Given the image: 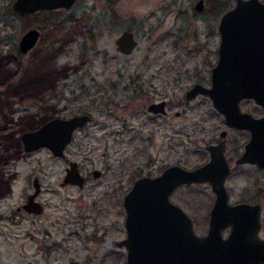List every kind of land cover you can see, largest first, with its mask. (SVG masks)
I'll return each mask as SVG.
<instances>
[{
	"label": "rangeland",
	"instance_id": "obj_1",
	"mask_svg": "<svg viewBox=\"0 0 264 264\" xmlns=\"http://www.w3.org/2000/svg\"><path fill=\"white\" fill-rule=\"evenodd\" d=\"M0 0V264H123V197L135 179L169 165L193 169L208 158L206 145L225 127L205 95L188 100L194 82L209 84L217 57L218 23L233 0H77L69 9L27 16ZM29 28L40 38L28 52L18 43ZM130 30L129 54L115 38ZM166 100V114L146 109ZM88 112L64 155L46 147L30 152L21 132L54 117ZM236 140L237 133H232ZM87 176L83 186L60 182L68 161ZM101 170L92 179L91 170ZM37 177L40 214L18 206ZM249 180H228L236 193ZM207 183L176 187L170 200L205 229Z\"/></svg>",
	"mask_w": 264,
	"mask_h": 264
},
{
	"label": "water",
	"instance_id": "obj_2",
	"mask_svg": "<svg viewBox=\"0 0 264 264\" xmlns=\"http://www.w3.org/2000/svg\"><path fill=\"white\" fill-rule=\"evenodd\" d=\"M74 2L13 0L10 8L17 15L27 16L36 11L69 9ZM202 8L203 0H198L195 9ZM218 31V59L211 69V85L205 87L195 83L186 90L185 98L190 100L198 94L207 95L214 108L225 114L228 125H246L253 131L252 125L241 123L249 117L239 111L237 103L240 98L249 96L263 98L264 104V3L260 0H235V4L220 16ZM39 38L37 28L27 29L19 39V51L28 52ZM115 43L120 51L127 54L136 47L137 40L131 31L124 30ZM164 104L163 100L152 102L147 109L165 113ZM90 119L89 113L54 116L32 130L21 132V151L46 147L54 156H62L74 131ZM261 119L264 120V117ZM250 145L249 142L247 147ZM223 146V142L209 146V160L193 169L174 164L165 167L158 175L141 176L134 180L123 197L126 235L115 243L125 248L124 264H234L219 261L234 255V226L225 239L221 237L220 229L225 224L223 212H232L237 208L227 204L223 182L228 165ZM99 176V169H93L92 177ZM83 182L84 176L79 172L77 162L70 160L61 185L82 186ZM202 182L208 183L216 196L208 232L201 236L194 232L190 217L170 200V195L179 185ZM34 186V193L27 197L22 207L27 212L39 213L42 208L34 200L39 190L36 180ZM70 264L80 262L71 260Z\"/></svg>",
	"mask_w": 264,
	"mask_h": 264
},
{
	"label": "flooded vegetation",
	"instance_id": "obj_3",
	"mask_svg": "<svg viewBox=\"0 0 264 264\" xmlns=\"http://www.w3.org/2000/svg\"><path fill=\"white\" fill-rule=\"evenodd\" d=\"M76 1L77 0H75V2ZM260 1L264 3V0H260ZM234 4H235V0H233V5ZM54 10H57V9H54ZM44 11H48V10H44ZM219 40H220V35H219ZM218 45H219V42H218ZM115 46L119 52L123 53L117 48L116 43H115ZM216 53H217V57H216L215 63L210 68L209 84L204 85L201 82L197 81V82L192 83L191 86L195 83H199L205 87H210L211 69L216 64L217 59H218V47H217ZM123 54H126V53H123ZM205 96L208 97L207 95ZM262 99L263 98L248 96V97L240 98L237 103L239 111L243 114H246L249 117V118H246L245 121L243 120L241 123L244 124L246 122V124L248 123L249 126L252 125L254 129L253 131L246 125H244V127H234V126L228 125L225 120V114L217 110L216 108H214V106L212 105L213 108L221 115V120L225 127H223L219 131L218 139L216 140V142H211L206 145V151L208 153V158L204 163H206L210 157V152L208 150V147L211 145H216L220 142H223L224 144L223 155L228 165V172L223 182V185H224V188L227 194V204L230 206H237V208L234 211L231 212L229 210H226L222 214L224 215V218L222 220H224L225 224L220 229V234L223 239L227 238L230 235L232 231V225L234 226V230H233L234 231V242L232 243L234 246V249H233L234 255L226 259L221 258L219 259L220 262L226 260L230 263L233 262L234 264H264V120L261 119L262 117H264V104L262 102ZM161 100L165 102L164 104L165 113H160V112L155 113L152 111H148L147 107L150 103L158 102ZM146 109L149 113H152V114L165 115L166 114V100L160 99L157 101H151L147 104ZM82 113H88V112H82ZM78 114H81V113H78ZM250 119L252 121H250ZM253 120L257 122H254ZM232 133L238 134L236 136V140L232 139V135H231ZM249 142L251 145L247 147V144ZM17 151L19 153L26 152V151H21V148L18 149ZM67 166H68V163H67ZM66 167H65V170H66ZM78 169H79V166H78ZM94 169H97V168H94ZM99 171H100V176H101L102 172L101 170ZM79 172H80V169H79ZM83 176H84V182H83V185H84V183L87 180V176L85 175ZM90 176L92 179H97L100 177L99 176L97 178H93L92 170L90 172ZM143 176H148V175H143ZM233 178H239V179L243 178V179H248L249 181L243 187H241L238 192L231 193L230 191L231 188L230 186H228V180H231ZM35 180L37 181L39 190H38V193L35 195L34 200L40 204L42 209L39 213H32V212H28V213L40 214L43 211V205L38 200V195L41 191V186H40V182L37 177L33 179V182H32L33 191L26 195V200H27V197L33 194L35 191V186H34ZM202 183H206V182H202ZM191 184H194V183H191ZM60 185H61V182H60ZM183 185H186V184H183ZM61 186H65V185H61ZM210 190H211V187H210ZM207 196L208 197L205 199V203H204L205 205L204 208H206V212L203 218L205 229L200 233L197 232V230L195 229L194 219L182 207H180L178 204L175 203L180 208H182V210L190 217L194 232L197 235H201V236L205 235L208 232L210 218H211L210 213H211V209L213 207L216 195L211 190V193L208 194ZM25 203L18 206L17 209L23 208L22 206ZM125 235H126V230H125Z\"/></svg>",
	"mask_w": 264,
	"mask_h": 264
},
{
	"label": "trees",
	"instance_id": "obj_4",
	"mask_svg": "<svg viewBox=\"0 0 264 264\" xmlns=\"http://www.w3.org/2000/svg\"><path fill=\"white\" fill-rule=\"evenodd\" d=\"M55 10H48V12H50V13H52V12H54Z\"/></svg>",
	"mask_w": 264,
	"mask_h": 264
}]
</instances>
